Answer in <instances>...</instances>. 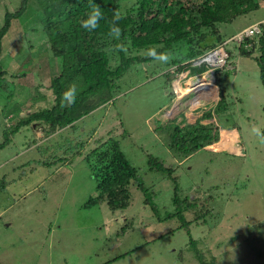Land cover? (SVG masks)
Instances as JSON below:
<instances>
[{"label": "rangeland", "instance_id": "rangeland-1", "mask_svg": "<svg viewBox=\"0 0 264 264\" xmlns=\"http://www.w3.org/2000/svg\"><path fill=\"white\" fill-rule=\"evenodd\" d=\"M135 1L119 0L121 12ZM259 2L258 11L217 26L228 54L224 68L217 69V86L214 74L203 79L193 66L208 51L183 61L181 65L192 62L193 68L174 80L169 73H176L178 64L137 60L117 82L113 99L78 121L76 130L46 136L42 124L22 129L11 139L0 151V264H199L190 237L205 259L216 264H264V144L251 131L264 128V87L257 63L264 24L250 57L240 56L235 38L264 19V0ZM1 6L0 25L6 4ZM31 22L23 17L14 20L2 41L0 64L9 75L17 74L28 45L33 46L38 67L23 78L9 79L16 84L11 100L0 91V142L9 107L16 106L17 115L24 117L53 103L49 77L55 70L48 59L49 47ZM129 50L130 56L150 58L148 49ZM174 50L178 55L164 52L177 57L186 47L179 44ZM110 64L114 66L115 60ZM41 66L52 68L40 71ZM196 78L204 83L201 90L189 87ZM218 89L232 116L204 121L216 127L215 143L179 157L171 148L170 131L193 124L213 107ZM108 139L118 142L145 189L140 193L132 188L129 207L115 212L106 203L93 202L97 180L84 160ZM239 142L244 155L234 151ZM150 157L171 167V176L152 169ZM175 187L179 209L193 207L183 219L173 216ZM194 213L204 218L189 229L182 227Z\"/></svg>", "mask_w": 264, "mask_h": 264}, {"label": "trees", "instance_id": "trees-1", "mask_svg": "<svg viewBox=\"0 0 264 264\" xmlns=\"http://www.w3.org/2000/svg\"><path fill=\"white\" fill-rule=\"evenodd\" d=\"M259 1L136 0L127 12L122 13L119 0H93L104 10L105 20L101 21V27L95 32H88L80 26V21L84 18L90 0H17L16 3L14 0H0V6L3 2L6 4L3 22L0 25V55L3 38L10 30L12 22L23 17L32 21V26H36L42 35L41 38L45 39V43L49 47L48 59L55 70L49 77V89L54 96L53 103L49 108L36 110L24 117H19L17 115L18 108L16 106L9 107L4 117L3 142H0V151L22 129L39 128L44 124L46 136H51L58 130L74 128L78 121L93 110L110 102L113 99V92L118 88L117 82L129 71L132 63L137 60L151 59L130 56L129 49L140 51L156 47L157 52L169 50L176 54V50L173 51L174 46L185 45V53L171 60L172 64H178L176 73H169L170 79L174 80L181 71L193 68L192 62L181 65L183 61L194 60L198 56L200 57L203 52L223 46V42H219L217 29L219 24L231 22L237 17L258 11L262 7ZM117 12L122 16V19L116 21L122 30L119 41L108 35V22L113 21ZM262 24L264 21L257 23L258 33L245 37L241 43H237L240 56H251L257 46L254 43V38L262 33L260 27ZM116 44H124L126 52L116 51ZM258 46L261 55L257 63L260 67V78L264 87V39L259 41ZM32 49L33 46H27V54L23 57L24 61L18 67L16 75H9L0 64V91L6 92L5 100H11L16 91V84L9 79L23 78L35 67H38L33 63ZM178 51L176 55H178ZM111 60H115L114 66H111ZM24 65L28 67H24ZM21 68L24 70L20 71ZM46 68L48 66H41L40 71H44ZM196 68L201 73L205 71L204 66ZM217 71H214L216 86L218 85ZM73 84L77 89L75 103L62 108L60 106L61 93ZM218 91L219 100L208 111L203 112L193 124L176 126L170 131L171 148L179 157L186 158L198 150H205L217 140L218 134L214 124L211 122L204 124L203 122L231 115L225 96L219 89ZM28 93L32 98L33 93ZM89 100L94 103L85 106L84 103ZM32 125L34 126L32 127ZM74 129L76 130V128ZM262 132H264V128ZM110 141L108 139L101 146L95 148L85 156L84 160L89 164L97 180L98 194L93 202L96 204L106 203L108 208L115 212L129 207L132 188L140 193L145 189L142 183L137 181L135 168L121 154L118 142L113 141L111 144ZM32 144L34 145L35 141ZM77 144L81 148L84 146L82 143ZM244 154L237 152V155ZM149 164L152 169L163 171L169 177L172 174V168L165 167L157 159L150 157ZM173 180L176 182V178ZM177 193L178 189L175 187L173 205L176 208V213L173 216L183 219L184 213H191L193 207L179 209L181 205ZM198 201V199L193 200L190 204ZM211 204L210 202L208 207ZM208 212L209 214L213 213V209ZM198 214H193L191 222L183 221L182 227L189 229L191 223H200L203 216ZM189 245L193 249V257L199 264H216L212 259H205V255L197 247V241L192 237L189 238Z\"/></svg>", "mask_w": 264, "mask_h": 264}, {"label": "clouds", "instance_id": "clouds-1", "mask_svg": "<svg viewBox=\"0 0 264 264\" xmlns=\"http://www.w3.org/2000/svg\"><path fill=\"white\" fill-rule=\"evenodd\" d=\"M122 19V16L119 12L115 13L113 21H109V32L108 35L119 41L122 35V30L116 23V21ZM105 20L104 10L93 0H90L89 7L84 15V18L80 21V26L87 30L88 32H95L101 27V21ZM115 50L118 52H126V46L124 44H116ZM146 55L151 59L167 64L175 58L173 54L167 52H157L155 48H149L146 52ZM77 95L76 86L73 84L69 86L65 91L61 93V102L60 106L69 107L75 103V98ZM252 133H254L260 140L261 144H264V132L257 127H252Z\"/></svg>", "mask_w": 264, "mask_h": 264}, {"label": "built area", "instance_id": "built-area-1", "mask_svg": "<svg viewBox=\"0 0 264 264\" xmlns=\"http://www.w3.org/2000/svg\"><path fill=\"white\" fill-rule=\"evenodd\" d=\"M258 32H259L258 25L256 26L252 25L242 30V32H239L240 34L236 35L235 38L237 43L239 44L243 41L245 37H250ZM227 60H228V55L226 51L224 50L223 46H219L209 51L208 54L204 55L203 58L200 61L196 62L195 63L196 65L193 64V66H196L198 68L204 66L206 68V70L202 73L203 75H201V77H203L204 79V75L213 77L214 71L217 70L218 68L225 66ZM203 86L204 83H202L200 78L199 79L196 78L194 82L190 84L189 87H192L191 89L196 88L201 90Z\"/></svg>", "mask_w": 264, "mask_h": 264}, {"label": "water", "instance_id": "water-1", "mask_svg": "<svg viewBox=\"0 0 264 264\" xmlns=\"http://www.w3.org/2000/svg\"><path fill=\"white\" fill-rule=\"evenodd\" d=\"M92 102H93L92 100H89V101L85 102L84 105H85V106H86V105H91ZM234 147H235V148H234V151H236V152H238V153H240V154H244V149H243V147H242V145H241L240 142L237 143V144H235Z\"/></svg>", "mask_w": 264, "mask_h": 264}, {"label": "bare ground", "instance_id": "bare-ground-1", "mask_svg": "<svg viewBox=\"0 0 264 264\" xmlns=\"http://www.w3.org/2000/svg\"><path fill=\"white\" fill-rule=\"evenodd\" d=\"M209 88H210V87H209ZM209 88H208V89H209ZM181 92H182V91H181ZM184 92L186 93L187 91H183V93H184Z\"/></svg>", "mask_w": 264, "mask_h": 264}, {"label": "crops", "instance_id": "crops-1", "mask_svg": "<svg viewBox=\"0 0 264 264\" xmlns=\"http://www.w3.org/2000/svg\"><path fill=\"white\" fill-rule=\"evenodd\" d=\"M261 21H264V20H261ZM260 22V21H259ZM253 24H256V23H253Z\"/></svg>", "mask_w": 264, "mask_h": 264}]
</instances>
